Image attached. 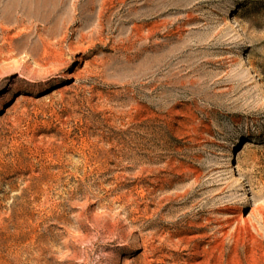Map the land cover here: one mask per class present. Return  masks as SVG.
I'll list each match as a JSON object with an SVG mask.
<instances>
[{"label":"rangeland","instance_id":"374dc122","mask_svg":"<svg viewBox=\"0 0 264 264\" xmlns=\"http://www.w3.org/2000/svg\"><path fill=\"white\" fill-rule=\"evenodd\" d=\"M0 264H264V0H0Z\"/></svg>","mask_w":264,"mask_h":264},{"label":"bare ground","instance_id":"6f19581e","mask_svg":"<svg viewBox=\"0 0 264 264\" xmlns=\"http://www.w3.org/2000/svg\"><path fill=\"white\" fill-rule=\"evenodd\" d=\"M228 211L231 214V217L235 221H238L239 220V218H240V210L239 209H237V208H230ZM235 223H237V222H235Z\"/></svg>","mask_w":264,"mask_h":264}]
</instances>
